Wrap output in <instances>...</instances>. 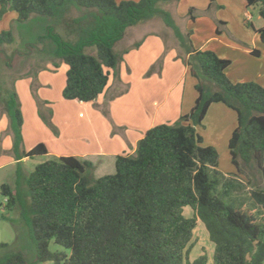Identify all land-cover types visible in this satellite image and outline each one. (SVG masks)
Listing matches in <instances>:
<instances>
[{"label": "trees", "instance_id": "trees-1", "mask_svg": "<svg viewBox=\"0 0 264 264\" xmlns=\"http://www.w3.org/2000/svg\"><path fill=\"white\" fill-rule=\"evenodd\" d=\"M177 1L0 0V19L14 11L20 22L32 15L55 21L40 38H50L54 58L68 66L66 99L93 101L102 94L123 59L117 42L128 27L156 16L172 28L182 53L189 55L184 62L197 79L198 92L188 113L149 128L135 153L118 155L114 173L97 176L91 160L74 155L47 158L31 171L19 162L15 187H0L6 207L19 208L22 225L35 243L36 260L29 262L23 250L0 242V264H208L206 251L190 257L198 218L214 243L213 264H264V225L252 209L230 205L220 195V186L229 192L235 184L217 168V150L202 144L200 132L213 103L235 110L229 151L236 174L255 164L264 180V86L231 80L226 73L230 59L196 49L192 31L183 32L165 7ZM247 5L259 6L264 19V0H247ZM188 15L195 18L193 7ZM57 24L75 40L66 39ZM257 32L264 43V25ZM14 39L11 29H0V44ZM89 47L95 52H87ZM4 106L16 158L47 155L42 142L23 148V114L14 89ZM254 196L264 202V192L255 190ZM186 206L193 216H186ZM52 239L69 252L52 251Z\"/></svg>", "mask_w": 264, "mask_h": 264}, {"label": "crops", "instance_id": "crops-1", "mask_svg": "<svg viewBox=\"0 0 264 264\" xmlns=\"http://www.w3.org/2000/svg\"><path fill=\"white\" fill-rule=\"evenodd\" d=\"M165 7L183 32L192 31L196 49H210L231 60L226 68L231 80H253L264 86V43L257 32L264 24L255 23L256 18H263L260 14L256 17L253 10L259 6L248 7L247 0H214L212 4L211 0H179ZM191 7L194 19L188 15ZM12 15L11 19L17 20L16 13ZM35 48L25 55L19 53L21 59L36 58L0 91V173L7 166L14 169L19 162L28 171L26 166L34 158L17 159L13 151L10 118L4 106L12 89L21 103L23 148L29 150L42 142L49 151L47 158L74 155L91 160L97 176L109 174L118 155L135 153L149 128L188 113L198 96L197 79L184 62V56L189 55L182 53L172 28L154 18L127 28L116 44V49L123 51L118 74L111 75L106 90L93 101L64 98L67 64L55 59L53 51L46 57L39 55L44 46ZM229 109L223 103H213L205 117H232V127L223 122L224 138L237 126V113L234 116ZM10 180L8 184L14 188L15 172Z\"/></svg>", "mask_w": 264, "mask_h": 264}, {"label": "rangeland", "instance_id": "rangeland-1", "mask_svg": "<svg viewBox=\"0 0 264 264\" xmlns=\"http://www.w3.org/2000/svg\"><path fill=\"white\" fill-rule=\"evenodd\" d=\"M253 10L257 17V15L259 14V8L258 10L257 8H253ZM10 13L11 15H9ZM13 13L15 12L7 11L4 14L5 17H2L3 20L0 19V26L5 29H11L15 38L11 43L0 44V91H2V87L4 85H8L12 82V80H16L17 77H20L21 72L19 71H22L25 65H28L27 63L33 62V59L36 58L35 56L32 58L21 59L22 57L19 56L20 52L22 55H25L26 53H28L29 48H34L35 50H37V48L35 47L38 44L40 45V47L44 46V48H42V52L37 53L39 55L43 54L46 57V55L50 54V51H53L54 48V43L50 38H40V36L45 34L46 25L52 22L55 23V21L49 20L41 15H32L29 20L25 22H20L18 20L13 21L11 19ZM154 21L162 22V24H164V21L160 16H156L154 18ZM255 23L257 25H263L264 20L261 19L259 21L256 18ZM62 26L57 24V30L60 31L66 39L74 41L75 36H69L64 26ZM168 28L171 30L170 27ZM87 52H95V49L93 47H89L87 48ZM1 109L2 108H0V110ZM229 110L231 114L236 116L235 110H233L232 108H230ZM222 116L223 118H219L218 115L210 114L204 122V127L200 128V132L203 136L202 144L212 145L215 147L218 153L217 168L223 173H229V175H231L233 178V183L235 184L231 186L229 192H224V189L222 188V186H220V195L223 197L225 202L230 205L244 206L252 209L264 225V202L259 201L254 196L255 190L264 192V180L255 164H252L251 167L244 166L243 171L241 170L238 174H236L237 169L232 163L229 151V139L231 137V134L229 137L225 135V138L224 136H222L223 130L225 128L223 122H229V125L232 127L233 119L232 117L228 118L226 114ZM46 159L47 157L45 156H36L28 162L26 168L28 169V171H31L34 169L36 164L45 161ZM12 168L13 167L7 166L1 170L0 186L3 183L12 182V180H10V177L12 175V172L16 173L17 167H15L14 169ZM115 170V165H113V167L108 170L110 171L108 173H114ZM232 171L233 173H230ZM6 203L7 197L3 195L0 187V242L8 243L7 249L9 248L23 250L26 253L29 262H33L36 260L35 243L29 238L26 229L22 225L19 208L17 207L13 210H9L6 207ZM184 213L189 217L193 216L194 214L193 210L189 206L185 207ZM191 242L192 248L190 257L195 258L206 251L209 257L208 264H213L212 255L214 250V243L210 240L209 233L205 227V224L199 218L197 219V225L193 230V237ZM50 249L52 251L62 250L69 252L68 249L57 244L54 239H52L50 242ZM2 250L3 248H0V251ZM39 264L54 263L53 261L49 260L40 262Z\"/></svg>", "mask_w": 264, "mask_h": 264}]
</instances>
